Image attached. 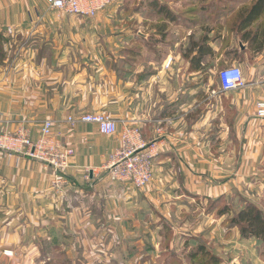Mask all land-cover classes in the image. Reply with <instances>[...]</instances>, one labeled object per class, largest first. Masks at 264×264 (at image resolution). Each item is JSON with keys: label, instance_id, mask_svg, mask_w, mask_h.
<instances>
[{"label": "crops", "instance_id": "crops-1", "mask_svg": "<svg viewBox=\"0 0 264 264\" xmlns=\"http://www.w3.org/2000/svg\"><path fill=\"white\" fill-rule=\"evenodd\" d=\"M20 2L23 8L18 0H0V133L24 125L36 139L50 119L54 134L75 154L65 171L68 184L57 193L41 162L0 151V264H104L110 258L136 264L125 258L154 256L164 237L163 223L152 219L159 188L112 181L102 167L118 133L102 135L84 123L71 129L67 115L104 112L118 129L135 125L145 139H159L153 174L169 182L167 195L215 198L237 191L236 168L222 169V163L237 162L241 141L255 121L264 122L255 118L254 106L263 96L264 73L241 89L224 91L218 83L208 85L202 72L206 66L239 65L247 47L238 53L229 47L217 57L220 42L206 45L204 35L191 46L182 36L184 16L172 21L151 11V0H122L119 11L134 14V27L119 30V61H77L71 54L76 32L65 34L64 28L75 16ZM145 8L153 14L150 35L137 31ZM174 31L180 38L172 39ZM212 49L214 56L206 58ZM147 51L157 61H143ZM263 51L248 62L264 67ZM147 240L155 245L141 254ZM178 241L171 237L170 248Z\"/></svg>", "mask_w": 264, "mask_h": 264}, {"label": "rangeland", "instance_id": "rangeland-1", "mask_svg": "<svg viewBox=\"0 0 264 264\" xmlns=\"http://www.w3.org/2000/svg\"><path fill=\"white\" fill-rule=\"evenodd\" d=\"M18 1L17 7L23 8L21 0ZM33 1L28 2L31 9H47L44 0ZM121 1L109 5L93 18L84 19L75 16L72 22L64 23L65 34H69L71 31L72 35L74 32L77 35V47L71 50L72 58L76 56L77 61H119V30L120 28L124 29V26L134 27V14L126 13L124 15L120 13ZM159 1L175 10L182 9L180 13L183 14L180 16L185 17L183 18L184 24H182V36L186 40L187 37L190 38L191 46L192 43L198 41L193 40L195 37H199L201 41L205 35L206 45L213 41L215 45L221 43V48L216 54L217 57L221 53L224 55V51H229V47H232L236 52L241 50V45L243 48L247 47L246 53L239 54L238 61L240 64H236L241 68L246 84L254 76L264 73L262 65L248 62L251 61V57L256 52L254 47L257 46V43L241 41L243 32L238 30L243 23L240 15L244 14L245 8L249 7L254 0ZM142 14L145 23L139 25L137 31L150 35L149 19L152 13L145 8ZM260 22L249 26L250 36ZM178 38H180L178 32L174 31L172 39ZM147 46L148 43L145 47L148 48ZM262 49L264 50V44ZM213 51L212 49V53L207 54L206 58L213 57L215 54ZM260 56H262L261 61H263L264 51L260 53ZM144 57L143 61H157L156 58L153 59V54L148 51L144 52ZM168 60L170 61V59ZM225 67L227 66H206L202 74L205 75L207 84L210 86L214 83L219 84L218 73ZM114 73L116 74V66ZM263 128L264 122L255 121L252 133L246 141H241L238 147V161L222 163V169L231 167L233 171L236 168L238 175L235 181L238 189L231 194L221 195L215 201L204 196L180 195L177 198L171 193L167 195L164 193V188L169 182L162 175L156 178V175L153 174L150 183L145 188L152 186L159 188V194L156 197L152 196L158 201V210L152 212V219L159 221L160 224L163 223L161 232L164 233V237L159 244L156 243L157 249L156 252H153L154 256L140 259L128 256L125 260L131 263L136 260V264H214L212 257L215 255L219 259L216 264H264V241L252 236H243L241 225L231 221L236 211L248 202L257 206L264 215ZM225 208L227 211L221 213L222 209ZM174 235L179 241L175 248H170V240ZM149 243L155 245L149 240L142 242L141 254L146 251L145 248ZM197 245H203L207 253H199L193 259L190 257V252H194ZM172 254L174 257L171 259L170 255ZM107 255L109 256V254ZM115 263L110 258L104 264ZM96 264H100V262Z\"/></svg>", "mask_w": 264, "mask_h": 264}, {"label": "built area", "instance_id": "built-area-1", "mask_svg": "<svg viewBox=\"0 0 264 264\" xmlns=\"http://www.w3.org/2000/svg\"><path fill=\"white\" fill-rule=\"evenodd\" d=\"M120 0H45L48 10L66 15L89 19L95 17L111 4ZM10 28L8 31L10 32ZM170 61L168 60L167 63ZM220 88L224 91L245 87L246 81L241 68L227 66L218 73ZM263 96L255 101V117L264 120V81L261 82ZM65 122L69 128L79 123L94 124L102 135L118 133V144L108 154L102 167L112 181L127 183L136 189H144L153 176V161L162 149L159 139H145L135 125L122 124L118 129L117 121L104 112H88L67 115ZM0 151L17 154L41 162L50 171L49 186L54 192H61L68 184L65 171L71 166L75 149L65 144L53 132V121L45 119L39 128L36 139L24 125L12 131L0 133ZM12 255L11 250H4Z\"/></svg>", "mask_w": 264, "mask_h": 264}, {"label": "trees", "instance_id": "trees-1", "mask_svg": "<svg viewBox=\"0 0 264 264\" xmlns=\"http://www.w3.org/2000/svg\"><path fill=\"white\" fill-rule=\"evenodd\" d=\"M122 2V1H121ZM151 11L157 10L159 15L165 16L172 21H178L180 14L172 12L170 8L159 0H152L150 3ZM242 18V25L238 30L242 31L241 41H251V43H257L254 47V51L262 50L264 44V0H254L249 7L245 8L244 14L240 15ZM254 33L250 36L249 26L253 23L259 22ZM237 30V31H238ZM2 36L0 34V46ZM1 49V47H0ZM0 56V60H1ZM223 69V68H222ZM220 85V84H219ZM220 196L212 198V201L217 200ZM227 208L222 209L221 213H225ZM232 223L241 225V234L243 236H252L264 241V215L262 211L252 203H247L244 207L238 209L235 215L231 219ZM207 253L203 245H197L194 252H190V257L195 258L198 254ZM174 254L170 255L172 259ZM219 259L212 257L214 264L218 263Z\"/></svg>", "mask_w": 264, "mask_h": 264}, {"label": "water", "instance_id": "water-1", "mask_svg": "<svg viewBox=\"0 0 264 264\" xmlns=\"http://www.w3.org/2000/svg\"><path fill=\"white\" fill-rule=\"evenodd\" d=\"M240 45H241V43H240ZM242 46V45H241Z\"/></svg>", "mask_w": 264, "mask_h": 264}]
</instances>
